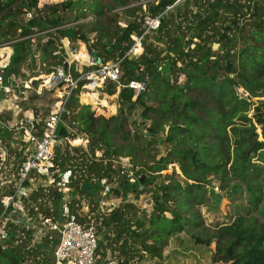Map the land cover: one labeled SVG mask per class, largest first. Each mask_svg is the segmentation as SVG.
I'll return each instance as SVG.
<instances>
[{"label": "trees", "instance_id": "1", "mask_svg": "<svg viewBox=\"0 0 264 264\" xmlns=\"http://www.w3.org/2000/svg\"><path fill=\"white\" fill-rule=\"evenodd\" d=\"M111 1L60 0L37 7L36 0H0V46L4 42L11 46L2 68L3 82L11 74L26 76L23 67L34 61L36 51L39 62L51 56L52 65L63 66L65 54L63 46L59 47L63 38L84 42L96 51L101 63L122 57L131 43L129 35L142 32L143 10L141 5L129 4L138 0ZM154 1L146 3L151 14L163 11L172 2ZM115 7L119 10L113 11ZM26 9H32L28 20ZM67 10L76 12L74 21L87 15L92 19L65 24L62 14ZM106 10L113 13L103 21ZM49 28L53 29L41 33ZM34 32L40 33L32 36ZM70 71L74 77L78 75ZM180 75L182 81H178ZM130 80L144 82L134 99L133 89L127 86ZM84 81L78 83L65 103L69 114H64L63 123L57 126L53 158L56 166L70 167L74 172L68 205L79 221L84 218L77 214L81 201L87 199L90 211L96 209L97 181L113 171L110 159L126 156L137 165V152L145 150L146 146L130 141L123 106L130 110L136 104L142 105L141 116L150 121L153 136L158 130L164 133L160 141L166 145L164 153L153 156L149 165H137V176H143L141 189L137 183L121 180L111 191L121 198L129 194L137 198L141 192H150V213L125 201L93 218L97 262L107 259V250L115 264H130L138 261L135 257L145 256L163 260L170 234L183 227L187 230L200 226L193 206L206 204L210 198L206 206L211 208L224 196L235 205L236 215L205 237L192 234L194 242L208 246L215 240L211 255L215 264H264V218L251 212L257 207L258 212L264 211V0H184L166 10L158 28L142 40V52L122 58L120 83L124 85L118 89L120 106L113 115H94L89 103L79 101ZM116 86L109 82L100 88L110 95ZM237 88L246 95L239 94ZM33 94L20 104L22 110L29 109L38 116L36 108L28 104L37 96ZM84 95L89 97L88 93ZM4 112L0 116L9 119L11 111ZM11 133L0 126V143L11 144ZM75 134L87 140L86 147L70 144ZM135 138L144 144L152 141L143 136ZM96 150L100 152L98 157H94ZM18 160L20 164L23 157ZM170 163L177 165L183 176H190L192 184L185 176L181 180L171 174L161 176L160 171ZM157 177H162L160 183L155 181ZM206 186L211 195H207ZM42 195L37 188L27 200L43 215L58 218L57 192L52 189L45 198L38 199ZM241 196L246 203H235ZM2 209L0 202V213ZM29 212L36 211L30 208ZM165 212H171L170 217ZM3 232L0 264H53L52 238L45 235L39 242L34 241L31 227L10 220Z\"/></svg>", "mask_w": 264, "mask_h": 264}, {"label": "built area", "instance_id": "2", "mask_svg": "<svg viewBox=\"0 0 264 264\" xmlns=\"http://www.w3.org/2000/svg\"><path fill=\"white\" fill-rule=\"evenodd\" d=\"M58 1L60 0H36V6L41 7L44 4ZM148 1L151 0L137 2V4L144 7L142 9V32L129 35L131 43L122 57L113 61L96 63L95 58L90 55L89 51L88 59L84 64L89 66L90 69L83 73H78L75 77L72 75L70 68H67V65L66 67L58 65L46 73L48 78L44 76V78H47V83H49L47 89L57 92L55 106L44 117L35 116L31 110H21L19 108H16V111H12L9 119H3L0 116V126L8 129V131L17 133L23 142L22 145H24L23 160L15 171L17 181L14 185V192L0 196V202L3 205L0 213V226L4 229L7 220L15 224L23 222V224L31 227L34 241L39 242L42 236L45 235L52 238L54 240L52 247L53 264H104L103 262H97V256L95 255L97 235L94 224L89 220L90 217L79 221L76 215L70 211L68 205L69 193L72 190L70 179L74 177V172L70 167L61 169L54 164V148L58 142L56 129L59 123H63L62 116L69 114L65 103L81 80H85L80 85L81 90H95L109 82L115 83L117 85L116 89L124 85L120 83L122 58L124 56L128 58L138 56L142 52V40L145 35L154 32L158 28L160 19L166 10L180 4L184 0H172L170 4L165 5L163 11L156 14H151L147 11L146 3ZM154 3H157V1L155 0ZM30 10L32 9L24 10L25 15L30 16ZM91 19L92 16L87 15L85 18H79L70 24ZM64 41L65 43L62 46L66 48L70 58L75 60L73 55L78 52H76L77 49L69 43L68 39L63 38L62 42ZM9 55V52H5L2 60L6 61L2 62L0 60V87L3 88L5 97L7 94L14 92L16 88V77L13 74L8 76L6 83L3 82L2 68L6 66ZM127 86L133 89L136 94L143 90L144 82L143 80H130ZM83 139H80L81 142L87 141L85 138ZM85 143L83 144L85 145ZM84 145L83 147H85ZM33 146L34 149H32ZM95 152L94 157H98L100 152L97 150ZM7 159V148L3 143H0V171L6 168ZM110 163L113 169L111 174L102 176L97 181L99 187L98 206H104L108 210L111 209V200L106 199V197L110 195L112 188L118 187L119 181L137 183V188H142V183L138 180L140 176H137L139 167L133 165L128 157L117 156L110 159ZM32 186H34L35 190L38 187L42 194L49 187H53L60 201L58 218H54L51 215H43L33 202L29 206L27 205L29 192L34 190ZM38 199H42V196ZM81 202L87 206L83 201ZM30 208H33L36 212L30 213ZM17 211H20L21 215ZM0 234L4 235L3 230H0ZM105 264L115 263L111 260Z\"/></svg>", "mask_w": 264, "mask_h": 264}, {"label": "rangeland", "instance_id": "3", "mask_svg": "<svg viewBox=\"0 0 264 264\" xmlns=\"http://www.w3.org/2000/svg\"><path fill=\"white\" fill-rule=\"evenodd\" d=\"M90 1V0H87ZM103 4L107 2H111V0H100ZM145 1V0H144ZM137 2H141L140 0L138 1H132L129 4H134V5H139ZM42 7V6H41ZM118 7V6H116ZM113 11L119 10L116 8ZM141 8L143 9V5H141ZM147 8V5H146ZM113 11L106 10L104 16L101 17L103 21H107L111 18ZM32 10H30V16L25 15L24 11V16L26 20L31 18ZM63 18L67 20V23L69 24L74 22L73 16L76 15V12L74 11H64L63 12ZM73 19V20H72ZM107 19V20H106ZM87 22V21H83ZM65 24L61 25L64 26ZM120 25H123V23L120 21ZM112 26V25H111ZM85 28L84 31L86 30L87 27ZM53 28H49L46 30L41 31L42 34H44L47 31H51ZM18 31H16L14 34L16 35ZM40 32H34L32 36L37 35ZM153 34L150 33L149 35L151 36ZM93 35V34H92ZM92 35L90 36V39L92 38ZM43 38V37H42ZM65 41L62 42L61 40V47L64 45ZM69 43L74 46L77 50H79V47L81 45L85 46L87 49L89 47L82 41L79 40H69ZM6 42L1 43L0 46V60L2 62H5L6 60H2L3 56L5 55V52L11 53V46L5 45ZM35 45V44H33ZM32 45V46H33ZM216 45H214L215 47ZM89 53V52H88ZM89 55V54H88ZM66 60V58H65ZM52 57L48 56L45 60L44 63L39 62V57H38V51L35 52V58L34 61H30V64L28 66H24V71L23 73L26 75L23 78L20 76H16V88L15 91L7 94L2 105L9 107L10 109L12 108V104L16 106V108H19L22 110V106L20 104V101L24 99H29V97H32L35 93L37 96L31 98L32 100L28 102V104L33 105L36 108L37 115L44 117L53 107L55 106V101L57 97V92L56 91H47V86L49 83H47V74L46 70L48 69L49 71L52 70L54 67L58 65H52ZM66 65L67 68L69 67L70 70L73 69L77 73H83L85 72V67L86 69H90L89 66H85V62H81L79 59H67L66 60ZM3 72V69H2ZM35 76H30L31 74H35ZM44 76H46L44 78ZM32 77V78H31ZM33 79V80H32ZM183 76L180 75L178 78V81H182ZM34 81V82H33ZM47 89V90H46ZM237 91L241 95H246V93L243 92L242 88H237ZM117 92L118 89L115 90L113 94H106L102 88H96L95 90H89V89H82L81 92L79 93V101L81 103H89L91 105V108L94 111V115H102L104 117H108L110 115H113L117 113L119 109V101L117 98ZM89 94V97H86L84 94ZM135 93L133 95V98H135ZM143 109L142 105L136 104L135 107L131 108L128 110L126 106L122 107V114L125 118L124 122V127L127 129L129 133V138L130 141H132L135 145H139L141 147H145L144 151H139L137 152V165L142 166L143 168L146 167L147 165L150 164V160L152 159L153 156L157 158L159 155L163 154L166 145L160 141V139H163L164 133L161 130H158L157 133H155V136H153V131L150 128L149 124L150 121L147 118H143L141 116V111ZM11 118V117H10ZM60 124V123H59ZM257 132H259V129H257ZM12 138L10 137L11 141L13 144L16 143V146L13 147V144L9 143H4L7 147V152H8V159L6 161V168H4L2 171H0V196L2 194H10V192L14 189V185L17 181L15 177V171L16 168L19 164H17V160L21 159L24 156V151H23V146H22V141L19 138V135L15 132L12 131L11 133ZM82 135L75 134L70 137V144L71 145H84L83 143L86 141H82L80 139H83L80 137ZM135 136H140V137H146V138H152V141L150 143L144 144L143 142H137ZM61 140V139H60ZM84 140V139H83ZM148 141V140H146ZM22 146V147H21ZM86 147V143L84 145ZM15 149V152H13ZM96 153V152H95ZM16 154V156H15ZM95 155V154H94ZM126 157V156H125ZM20 161V160H18ZM144 163L146 165H144ZM165 174H171L172 177L181 180L186 177L188 183L192 184V180L188 179V175L183 176V174L180 172L179 168L177 165H173V163H170L167 165V168L164 170L160 171V175L163 176ZM162 178V177H161ZM160 177L155 178V181L160 183L161 180ZM8 181V182H6ZM37 183V182H36ZM213 189L215 191H219L216 188V184H212ZM30 186V185H29ZM38 188V187H37ZM45 188V187H44ZM72 188V187H71ZM32 189H34V186H32ZM53 187H49L47 191L44 192L42 195V199L45 198V194L48 191H51ZM207 195H211L208 192L209 186L205 187ZM35 190V189H34ZM30 193V192H29ZM51 194V192H50ZM74 198H77L75 196ZM106 199L111 200V208L115 207L117 205H120L122 202L128 201L134 203V205L138 209H144L146 213H150L152 210V205L153 201L151 199V194L150 192H141L137 198L133 197V195L129 194L126 198H121L120 196H116L114 192H111ZM87 199H84L83 202L86 205H83L82 202H80V207L77 210V214L80 216H85L83 218L87 219V217H90L89 220L93 223V218L97 217L99 214H106L109 210L106 209L104 206H98L95 210L90 211L88 207V202L86 201ZM210 198L206 200V204L210 203ZM235 203L239 204H245L246 201L244 200V197L241 196L239 198L235 199ZM31 203H28L27 205L29 206ZM90 204V203H89ZM205 203H202L200 205H194L193 208L196 210L198 214V221L200 223V226H194V227H189L187 230L181 228L179 231H176L172 234H170L169 239L167 240V246H166V257L163 260H160L158 258H152L150 259L148 256L142 257V259H139L135 257L134 262L130 264H215V262L212 260L211 255L214 251V246H215V240H213L208 246L200 245L194 242V237L192 234H198L201 236H207L213 231H215V227L217 225H222L226 222L231 221L234 216L236 215V208L235 205H232L228 201L226 197H221L219 203L217 206L212 205L211 208H207ZM263 204H264V197H263ZM19 215H21L20 211H17ZM253 215L259 216V218L263 219L264 218V211L262 213L258 212V207L256 210L251 211ZM171 212H165V215L170 217ZM177 217L175 218V221H177L179 213L176 212ZM0 230H3V227L0 226ZM15 245V242L13 243ZM106 258L107 259H112L114 262L113 258L110 256L109 251H106ZM115 263V262H114ZM218 264H225L223 262H219Z\"/></svg>", "mask_w": 264, "mask_h": 264}, {"label": "water", "instance_id": "4", "mask_svg": "<svg viewBox=\"0 0 264 264\" xmlns=\"http://www.w3.org/2000/svg\"><path fill=\"white\" fill-rule=\"evenodd\" d=\"M89 51H90V55L95 58L96 63H99L100 62V57L98 56V54L96 53V51L93 50V49H89ZM63 52L65 54L66 60L69 59L70 58V55L68 54V52H67V50H66L65 47H63ZM66 60L63 62V66L64 67H66V62H67ZM4 97H5V94H4L3 88L0 87V100H2ZM32 149H34V146L32 147ZM142 179H143V176L141 175L140 178L138 179L140 181V183L142 182ZM111 260L112 259H106V260L103 261V263L105 264L106 262L111 261Z\"/></svg>", "mask_w": 264, "mask_h": 264}, {"label": "bare ground", "instance_id": "5", "mask_svg": "<svg viewBox=\"0 0 264 264\" xmlns=\"http://www.w3.org/2000/svg\"><path fill=\"white\" fill-rule=\"evenodd\" d=\"M88 52L89 50L85 46L82 45L81 47L80 45L78 52L73 55V58L85 62L88 59Z\"/></svg>", "mask_w": 264, "mask_h": 264}, {"label": "crops", "instance_id": "6", "mask_svg": "<svg viewBox=\"0 0 264 264\" xmlns=\"http://www.w3.org/2000/svg\"><path fill=\"white\" fill-rule=\"evenodd\" d=\"M4 100H6L5 99V97L2 99V100H0V114L1 113H3V114H6L4 111H11V113H12V111H16V106L14 105V104H12L11 106H12V108L10 109L9 107H10V105H9V107H6V106H4V105H2L3 104V102H1V101H4ZM29 110V109H28ZM16 144V143H15ZM23 147H24V145H22ZM21 146V147H22Z\"/></svg>", "mask_w": 264, "mask_h": 264}]
</instances>
